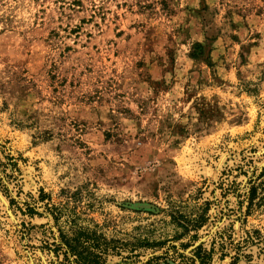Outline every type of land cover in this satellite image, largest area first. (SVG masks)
<instances>
[{
  "label": "rangeland",
  "instance_id": "374dc122",
  "mask_svg": "<svg viewBox=\"0 0 264 264\" xmlns=\"http://www.w3.org/2000/svg\"><path fill=\"white\" fill-rule=\"evenodd\" d=\"M76 228L264 264V0H0V264H74Z\"/></svg>",
  "mask_w": 264,
  "mask_h": 264
},
{
  "label": "trees",
  "instance_id": "16d2710c",
  "mask_svg": "<svg viewBox=\"0 0 264 264\" xmlns=\"http://www.w3.org/2000/svg\"><path fill=\"white\" fill-rule=\"evenodd\" d=\"M257 190V187H252L249 191L247 211L251 208L253 201L257 198ZM206 212L207 210L204 209L203 214L198 215L194 220L186 221V223L184 222V224L178 222V227L183 231L178 238L189 234L192 231L197 232L202 229L207 223V218L205 217ZM192 238L194 241L197 240L196 235H193ZM135 243L142 248L153 247L154 245L145 240L136 241ZM117 245L124 246L119 244L118 241L107 239L96 230L89 228H76L71 231L69 236L61 235L60 244L55 245V248L56 250L62 251L65 261H71L74 264H105L108 255L114 254L116 251L118 252L119 247ZM183 247L188 248L189 245ZM191 253L195 257V259H191L193 263L195 261H197L198 264L209 263L211 251L204 250L203 244L194 248ZM150 262L151 259L147 260L145 264H150Z\"/></svg>",
  "mask_w": 264,
  "mask_h": 264
},
{
  "label": "water",
  "instance_id": "95a60500",
  "mask_svg": "<svg viewBox=\"0 0 264 264\" xmlns=\"http://www.w3.org/2000/svg\"><path fill=\"white\" fill-rule=\"evenodd\" d=\"M196 245H198V243H197ZM196 245H195V246H196Z\"/></svg>",
  "mask_w": 264,
  "mask_h": 264
}]
</instances>
